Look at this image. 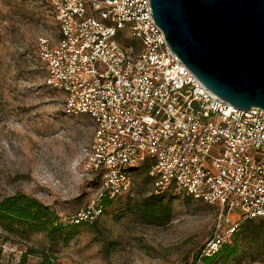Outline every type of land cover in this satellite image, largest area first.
Returning <instances> with one entry per match:
<instances>
[{
	"label": "built area",
	"instance_id": "obj_1",
	"mask_svg": "<svg viewBox=\"0 0 264 264\" xmlns=\"http://www.w3.org/2000/svg\"><path fill=\"white\" fill-rule=\"evenodd\" d=\"M40 2L58 29L56 43L37 44L44 85L62 95L64 116L92 123L81 168L98 192L71 224L92 223L102 200L129 194L145 163L154 195L220 208L203 256L243 220L264 219V112L206 89L169 48L149 0Z\"/></svg>",
	"mask_w": 264,
	"mask_h": 264
},
{
	"label": "rangeland",
	"instance_id": "obj_2",
	"mask_svg": "<svg viewBox=\"0 0 264 264\" xmlns=\"http://www.w3.org/2000/svg\"><path fill=\"white\" fill-rule=\"evenodd\" d=\"M57 30L40 0H0V200L24 193L66 222L95 199L98 181L81 168L91 121L64 116L62 95L44 87L37 44L42 38L56 43ZM145 173L135 172L132 191L67 242L0 229L1 260L17 263L27 253L29 264L43 254L56 264H203L200 252L214 234L220 208L174 199L169 223L148 225L138 211L152 192ZM244 224L237 232L238 252L224 264H264V242L250 234L258 225L245 233Z\"/></svg>",
	"mask_w": 264,
	"mask_h": 264
},
{
	"label": "water",
	"instance_id": "obj_3",
	"mask_svg": "<svg viewBox=\"0 0 264 264\" xmlns=\"http://www.w3.org/2000/svg\"><path fill=\"white\" fill-rule=\"evenodd\" d=\"M149 5L171 51L206 89L240 110L264 112V0Z\"/></svg>",
	"mask_w": 264,
	"mask_h": 264
},
{
	"label": "trees",
	"instance_id": "obj_4",
	"mask_svg": "<svg viewBox=\"0 0 264 264\" xmlns=\"http://www.w3.org/2000/svg\"><path fill=\"white\" fill-rule=\"evenodd\" d=\"M44 87L50 89L45 85ZM151 165L150 163H145L136 171V173L140 171L146 172L145 175L150 180V183L151 179L148 172ZM172 200H174V198L171 196H157L151 192L148 197L141 201L138 211L142 214V219L146 224L164 226L169 223L173 214L171 205ZM113 202L114 201L108 199L102 200V212H104L105 208L110 207ZM94 222H96V220L92 223ZM84 223L87 222H81L79 224H71L69 220L62 222L51 207L24 193H17L0 200V229L7 234L20 237H27L29 234H44L46 239L50 242H67L78 233V228ZM255 223L258 226H256L250 234L255 240L264 242V219L245 220V224L241 229L243 232L248 233L246 231L248 230V226ZM240 225L241 223L237 231L232 234L231 241L229 243H224L216 253L211 256H203L200 252L199 259L203 264H224L229 261L232 256L236 255L238 252L236 237L238 236L237 232ZM30 252L31 251H29L28 254H30ZM26 256L27 253H25L17 263L3 261L0 257V264H29L27 263ZM197 258L198 255H196L195 259ZM36 264H56V262L49 255L43 254L40 255V261Z\"/></svg>",
	"mask_w": 264,
	"mask_h": 264
}]
</instances>
